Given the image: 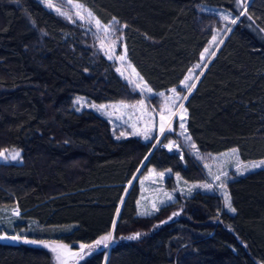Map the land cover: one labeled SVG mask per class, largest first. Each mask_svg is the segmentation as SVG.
<instances>
[{
  "label": "trees",
  "instance_id": "1",
  "mask_svg": "<svg viewBox=\"0 0 264 264\" xmlns=\"http://www.w3.org/2000/svg\"><path fill=\"white\" fill-rule=\"evenodd\" d=\"M76 1L104 23L127 25L129 60L158 91L181 83L220 25L205 7L234 13L185 102L187 128L204 151L264 158V0H251L243 14L248 0ZM77 30L41 0H0V150L21 149L23 158L0 163V207L20 211L0 215L15 218L0 222V264H53L47 249L24 239L87 251L80 264H264V168L229 182L235 211L219 193L198 190L137 213L146 168L189 181L200 173L153 142L115 139L105 118L75 110L77 95L103 103L129 92L114 64L77 49ZM110 233L109 244L96 243Z\"/></svg>",
  "mask_w": 264,
  "mask_h": 264
},
{
  "label": "rangeland",
  "instance_id": "2",
  "mask_svg": "<svg viewBox=\"0 0 264 264\" xmlns=\"http://www.w3.org/2000/svg\"><path fill=\"white\" fill-rule=\"evenodd\" d=\"M41 1L69 25L77 28L78 32L83 33V42L77 48L82 54L90 55L95 60L103 57L110 61L114 64L119 78L129 87V92L122 98L103 103H97L87 96L77 95L74 98L75 110H92L105 118L111 125L113 137L117 140L137 137L144 142L150 141L153 142L154 147L160 146L169 152L179 154L183 163L191 160L193 165L197 166L200 173L197 181H189L171 169L146 168L139 176L140 195L137 200V213L139 215L155 213L161 206L175 201L178 196H190L198 190H212L219 193L224 209L232 211L229 182L236 176L264 168V158L244 162L240 159L237 148L218 153L200 149L188 132V110L185 107L187 99H184V96L188 98L194 89L191 86L196 85L201 73L234 25L231 23L232 19L237 21L238 17H235L231 11L206 6L205 10L219 15L220 25L215 27L212 37L201 52L199 61L192 66L181 83L170 89L158 91L143 79L129 60L124 38V25H126L124 22L113 19L104 23L87 6L76 0ZM238 5H242V0L238 1ZM97 20L100 22V27L96 24ZM105 26L111 27L105 30ZM205 49L208 51L205 52ZM120 56L124 59H119ZM185 84L191 87L190 92ZM173 89L176 92H173ZM180 104H183V108L179 107ZM161 125L164 128L163 132L160 131ZM165 145L171 147H165ZM16 153H19V156L13 159ZM10 161L22 163V150L1 149L0 163ZM226 196L230 200L231 208L225 203ZM11 213L19 215L20 211L17 208L0 207V215ZM14 219L10 216L0 222L4 221L11 225ZM110 235L112 236L111 233ZM102 238L99 241L106 242ZM110 240H107L108 244ZM24 241L47 249L52 255L53 264H80L88 253L87 251L84 252L86 254L75 252L70 246L55 240L24 239Z\"/></svg>",
  "mask_w": 264,
  "mask_h": 264
},
{
  "label": "snow or ice",
  "instance_id": "3",
  "mask_svg": "<svg viewBox=\"0 0 264 264\" xmlns=\"http://www.w3.org/2000/svg\"><path fill=\"white\" fill-rule=\"evenodd\" d=\"M246 11H247V9H246V7H244V8H242L240 14H243V13L246 12ZM89 15H91V13H90ZM225 19H227V17H225ZM231 23L235 24V23H236V19H232ZM96 24H97L98 27H100V22H99V20L96 21ZM107 27H111V26H105V30H107ZM124 27H127V25H124ZM230 30H231V29H229V31H230ZM207 51H208V49H205V52H207ZM118 58H119V59H124L123 56H120V57H118ZM117 71H119V69H117ZM185 87H188V85L185 84ZM191 87H195V85L193 84ZM191 87H188V91H189V92L191 91ZM172 91H173V92H176L175 89H173ZM184 99H187V96H184ZM179 107H180V108H183V104H180ZM185 111H186V110H185ZM181 127H182V128L184 127L183 124H181ZM160 131H161V132L164 131L163 125H161ZM189 139H190V137H189ZM165 147H171V146H170V145H165ZM193 147H194V145H193ZM18 156H19V153H16L12 158H13V159H16ZM216 178L219 179V177H216ZM205 187H207V185H206ZM221 187H223V185H221ZM225 203H226V205H227L229 208H231L230 200L227 198V196H226V199H225ZM232 211H235V209H232ZM114 226H115V225H113V227H114ZM138 237H139V234H136L135 237H129V238L132 239V238H138ZM102 239H103L104 241H107V240L111 239V235L109 234V235L103 237ZM96 243L99 244V243H101V241L98 240ZM82 247H83V246H82Z\"/></svg>",
  "mask_w": 264,
  "mask_h": 264
},
{
  "label": "water",
  "instance_id": "4",
  "mask_svg": "<svg viewBox=\"0 0 264 264\" xmlns=\"http://www.w3.org/2000/svg\"><path fill=\"white\" fill-rule=\"evenodd\" d=\"M250 1H251V0H248L246 6L249 4ZM246 6H245V7H246ZM230 31H231V30H230ZM230 31H229V32H230ZM229 32H228V33H229ZM226 38H227V35H226V37L224 38L223 42L226 40ZM223 42H222V43H223ZM206 67H207V66H206ZM145 162H146V161H144L143 164L140 166L139 170L137 171V173H136L135 176L133 177L132 181L130 182V185H131L132 182L135 180L137 174L140 172V170L142 169V167H143V165L145 164ZM6 238H8V237H6ZM107 257H108V252H107V254H106V260H107Z\"/></svg>",
  "mask_w": 264,
  "mask_h": 264
}]
</instances>
